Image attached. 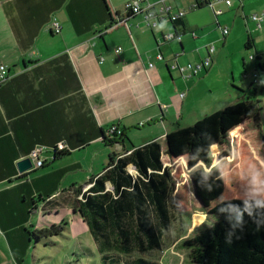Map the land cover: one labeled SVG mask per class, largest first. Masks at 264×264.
<instances>
[{
	"label": "crops",
	"instance_id": "obj_1",
	"mask_svg": "<svg viewBox=\"0 0 264 264\" xmlns=\"http://www.w3.org/2000/svg\"><path fill=\"white\" fill-rule=\"evenodd\" d=\"M127 1L0 0V64L8 70L0 85V222L4 225L10 221L3 207L8 195L14 202L30 199L29 214L36 213V218L25 221L34 230L59 222L60 213L66 216L76 197L92 186L90 179L106 170L111 154L122 157L157 140L162 165L169 167L163 162L165 136L186 126V104L209 76L211 63L202 70L208 75L196 80V76L180 78L178 72L168 69L167 61L179 53L180 64L200 62L206 56V37L200 32L201 25H191L186 14L176 28L166 22L151 30L143 14L127 15L123 8ZM193 3L191 0L189 5ZM218 7L244 18L247 35L262 58L264 49L258 37L264 34V27L256 28L249 15L262 10L264 0H234L229 7ZM53 18L60 23V32H52ZM173 30L180 34V42L156 44L161 33ZM158 51L164 61L156 59ZM149 62L152 67L147 66ZM259 62L264 63L260 58ZM229 101L211 107L210 112ZM113 123L123 135L106 143L102 136ZM58 142H64L65 149L54 156L51 148ZM36 146L42 148L47 162L19 173L17 161L28 157ZM165 155L168 160L179 158ZM126 170L136 173L132 164L127 163ZM169 171L171 176L170 167ZM80 185L83 188L75 197L73 191ZM104 189L111 190L112 184L106 181ZM39 196L44 200L38 204L55 200V205L34 209L33 201ZM71 197L74 202H69ZM73 214L83 221L77 210ZM12 226L8 224L6 229Z\"/></svg>",
	"mask_w": 264,
	"mask_h": 264
},
{
	"label": "rangeland",
	"instance_id": "obj_2",
	"mask_svg": "<svg viewBox=\"0 0 264 264\" xmlns=\"http://www.w3.org/2000/svg\"><path fill=\"white\" fill-rule=\"evenodd\" d=\"M190 1L171 0V4L185 10L191 25H201L200 32L206 37L205 45H214L215 48L209 76L201 71L195 78L203 80L207 76L194 97L188 100L190 103L186 104L183 125L193 124L225 99L231 100V104L243 96L255 101L257 113L239 125V135L231 137L229 132L224 139L218 140L215 153L211 145L210 162L207 164L197 162L189 166L185 155L174 160L163 155V162L171 169V226L164 233L159 249L141 254L158 261V264H187L189 247L186 241L193 234L215 223L233 207L264 201V70L256 65L259 61L256 48L245 45L248 29L244 18L233 16V11L227 10L217 19L210 6L193 8ZM216 19L220 27L229 28L225 38L221 36ZM250 25L252 29L253 25ZM261 35L258 38L264 49V34ZM250 55L254 59H250ZM261 60L264 61V53ZM254 72L257 78L252 83ZM68 187L70 184L64 189ZM29 201V198H20L14 202L8 195L6 205L3 203L10 220L8 224L13 226L6 229L8 224L0 222V264H101L86 224L73 214L72 208L68 209L66 216L60 213L61 219L55 224L62 223V220L65 223L57 235L30 241L29 234L34 226H29L26 221L35 219L36 213L29 214ZM71 201L74 202V197L70 198ZM54 205L55 200L40 207L47 210ZM194 213L205 217L200 226L192 227ZM239 253L237 250L232 252L231 264H237Z\"/></svg>",
	"mask_w": 264,
	"mask_h": 264
},
{
	"label": "trees",
	"instance_id": "obj_3",
	"mask_svg": "<svg viewBox=\"0 0 264 264\" xmlns=\"http://www.w3.org/2000/svg\"><path fill=\"white\" fill-rule=\"evenodd\" d=\"M203 5L206 6L198 4V7ZM181 20L173 21V26H179ZM247 37L245 45L250 48L254 45L250 36ZM256 58L261 59V54L257 53ZM256 65L264 70V63L258 61ZM255 106V101L243 96L189 126L170 131L165 136L164 153L171 158L187 156L189 166L209 163L211 145L215 153L218 140L229 132L231 137L239 135V124L256 116ZM102 137L106 143L117 139L104 134ZM160 147L157 140H152L122 157L111 154L106 170L90 179L93 182L90 188L81 192L80 185L74 189L75 197L81 193L75 199L73 210L87 224L101 264H158L141 254L159 249L162 234L170 227L167 205L172 187L169 167H163L161 162ZM127 163L135 167V175L127 172ZM20 177L21 174L16 178ZM106 181L112 184L111 190L104 189ZM42 200L40 196L35 199L33 208ZM45 204L47 201L41 207ZM204 220V215L194 213L192 227L200 226ZM61 222L33 230L30 241L57 235L64 228L65 222ZM186 245L189 247L187 264H231V254L236 250L241 253L237 264H264V201L229 209L215 223L193 234Z\"/></svg>",
	"mask_w": 264,
	"mask_h": 264
},
{
	"label": "built area",
	"instance_id": "obj_4",
	"mask_svg": "<svg viewBox=\"0 0 264 264\" xmlns=\"http://www.w3.org/2000/svg\"><path fill=\"white\" fill-rule=\"evenodd\" d=\"M233 2L234 0H194V3L191 5V7L195 8L198 6V4H205L207 6H210L217 18V16L219 17L224 13L223 9L221 7H218V5H224L226 7H229L233 4ZM123 8L127 15L134 16L138 14H143L144 19L146 21V25L151 30L156 29L163 23H173V21H178L179 19L185 16V10L183 8L173 6L172 4H170L169 0H128L124 3ZM249 21L252 22L256 28L262 29L264 27V7L258 12L251 13L249 15ZM50 25L53 33L60 32V23L55 18L51 20ZM220 30L221 36L223 38L227 34H229V28L227 26L220 27ZM191 34L194 35V31H192ZM172 40L176 42L181 41L180 34H178L175 30L161 33V35L156 39V44L158 46H162L163 44ZM214 48V45H207L205 47L206 56L202 58L200 62L197 63H190L187 61L183 64H180L178 62L179 53H175L173 54L172 58L167 61V67L169 70L178 72L179 77L182 79H189L191 77L197 76L212 62ZM249 58L254 59L252 55H250ZM156 59H158L159 61H164V56L160 53V51L157 52ZM147 66L152 67L153 63L149 62ZM7 71L8 70L6 66L0 64V85L7 78ZM253 77L254 78L252 83L256 82V72L253 73ZM179 95L180 97H183L184 93L182 92ZM122 131L123 130L121 128H119L116 124L113 123L108 127L107 131H105L104 135L109 138H118L123 134ZM64 144V142H58L57 144H54V146L51 148L54 155L62 152L65 149ZM27 158L31 162V167L26 170L27 172L33 169L43 167L47 162L46 157H44L42 154V148L39 146L32 148ZM41 205L42 203L36 204V206Z\"/></svg>",
	"mask_w": 264,
	"mask_h": 264
},
{
	"label": "water",
	"instance_id": "obj_5",
	"mask_svg": "<svg viewBox=\"0 0 264 264\" xmlns=\"http://www.w3.org/2000/svg\"><path fill=\"white\" fill-rule=\"evenodd\" d=\"M19 173L25 172L31 167V162L27 157H23L16 163Z\"/></svg>",
	"mask_w": 264,
	"mask_h": 264
}]
</instances>
